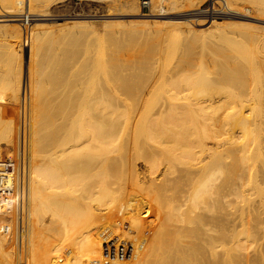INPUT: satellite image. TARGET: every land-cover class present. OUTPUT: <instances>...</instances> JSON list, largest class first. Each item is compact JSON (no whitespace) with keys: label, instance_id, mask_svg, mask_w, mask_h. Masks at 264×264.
Listing matches in <instances>:
<instances>
[{"label":"bare ground","instance_id":"obj_1","mask_svg":"<svg viewBox=\"0 0 264 264\" xmlns=\"http://www.w3.org/2000/svg\"><path fill=\"white\" fill-rule=\"evenodd\" d=\"M54 1L0 0V31L8 39L0 44L17 62L0 70L1 86L12 85L16 99L13 108L0 107V131L17 147L10 159L19 161L0 176V264H264V237L250 233L263 224L264 210L254 206L244 217L237 209L240 194L264 190L263 48L232 44L245 63L235 67L227 66L231 53L219 51L226 61L220 77L203 61L182 74L196 47L214 38L200 33L255 18L243 9L264 16V0H215L224 10L193 9L202 20L181 16L186 29L157 36L133 29L56 35L51 25L117 16L53 17ZM124 1L134 12L118 15L134 18L132 26L171 14L161 5L139 12L138 0ZM32 11L38 17L30 18ZM82 48L99 57L78 59ZM125 50L135 51L122 61ZM21 55L27 65L18 64ZM124 65L140 71L125 76ZM24 69L31 98L24 95L18 125ZM112 236L140 245L135 259L107 261L101 246Z\"/></svg>","mask_w":264,"mask_h":264},{"label":"rangeland","instance_id":"obj_2","mask_svg":"<svg viewBox=\"0 0 264 264\" xmlns=\"http://www.w3.org/2000/svg\"><path fill=\"white\" fill-rule=\"evenodd\" d=\"M149 2L150 0H138V10L139 12H145V13H153V12H157L154 11V7L155 5H161L164 8H167L168 13H171L167 18L159 20V23H149V24H143V25H131L132 23H130V20H133L134 18L132 17H128V16H122V15H118L121 13H130V12H134L131 11L130 8H128L129 4H126V2L124 0H55L51 6V14L53 15V17H64V16H77V15H82V16H92V15H97V16H102L106 13H111L117 17L115 18H102V19H96L91 25H77L75 27H60L59 25H51V30L54 34L58 35V34H62V33H87V32H93V31H97L98 33H100L101 35H107L111 32H118L119 34H121L122 31H126L127 29L131 30L133 29V31H151L154 33V35H159L160 32H163L164 34H166L168 31H171L173 28L175 27H179L182 29H186L187 25H183V24H178L180 22V20H183L182 18L179 17H183L184 15H187L188 20H197L198 17L192 15L191 13H193V9H197L199 8V11L202 12H210V10H213V8L217 11H222V8H219L217 3L215 5V7H213V2L212 0H167L161 2V0H154V3H151L150 5H143V2ZM161 3H160V2ZM164 3V6L162 5ZM160 3V4H159ZM166 4H168L166 6ZM220 5H223L221 3H218ZM171 5V7H170ZM224 5H223V10H224ZM1 11V10H0ZM198 11V10H197ZM243 13L248 14V16H253L255 18L251 19H237V18H233L231 19V21H221V23L217 26L211 29L210 32L207 33H200L199 36L202 39H209L210 37H214L212 42L207 44V45H202L199 44L196 47V60L194 61V64L190 67H186V70L183 71L182 74H186L188 72H192L194 70H196L199 66V64L202 62V64L204 63V68L207 70V72L211 73V76L214 77H220V74H218L220 68L222 67V65L224 63H226V61H224V59L222 58L223 56L221 55L222 53H220L219 51L223 50L225 52H230L232 59H229L227 62V66L229 67H235L237 65H245V63H243L240 59L238 60L237 58H235V52L233 53V46L232 44L235 43H243L247 46H251L254 48H259L262 49L264 53V16L258 14L257 12H254L251 9H243ZM35 12L32 11L30 12V18L33 17H38V16H34ZM254 19V20H253ZM202 20V18L200 17L197 21ZM58 20H53V22H57ZM48 22H52L51 20H48ZM162 22H167V23H162ZM196 22V21H195ZM31 23L34 24L36 22H31L29 21V24ZM191 24V23H189ZM241 24H247L249 27H242ZM211 25V23H208L205 28L209 27ZM121 26V27H120ZM120 27V28H119ZM121 30V32H119ZM127 30V31H129ZM124 31V33H125ZM130 32V31H129ZM6 33H4V31H0V42L5 44L4 41L8 40L6 39L5 35ZM123 34V32H122ZM122 34L120 36H122ZM217 37V38H215ZM256 39L258 42L257 43H253L252 41ZM141 41V40H139ZM138 42V41H137ZM137 42L134 43L137 45ZM3 44H0V52L3 54H6L4 56H1L2 54L0 53V70L1 68L5 69V73H6V69L12 67L14 64H17V62L11 63V61H8V57H9V53H8V48L6 45H4L2 47ZM132 45L135 47L136 49V45ZM256 44V45H255ZM165 47L166 45L163 44ZM250 47V48H251ZM233 48V50L231 49ZM26 49H28V47H26ZM133 51L135 50H128V51H124L122 53H125L127 55H122V53L120 54V59L123 60L122 61H127L129 60L131 57V54L133 53ZM97 50H91V53L89 55H86V50L84 48L80 49L78 52V59H84L86 56V60L89 56H92V58L90 57V59H92L91 61H95L94 57L98 58L99 57V53L96 55ZM166 53V52H165ZM165 53L159 55L160 57L162 55H165ZM95 55V56H93ZM167 55V54H166ZM7 56V57H6ZM122 56V57H121ZM126 56V57H125ZM158 56V58H159ZM129 59H126V58ZM164 57V56H162ZM166 58V57H165ZM94 59V60H93ZM161 59V58H160ZM9 60L10 57H9ZM89 60V58H88ZM90 61V60H89ZM90 61V62H91ZM175 61V60H174ZM258 61H259V66L262 68L263 72H264V55H258ZM9 62L11 64H7V68L6 67V63ZM23 64L27 65V59L26 57L24 58L21 55V60L18 61V64ZM5 65H2L4 64ZM93 63V62H92ZM164 64V63H163ZM162 64V67L164 66ZM198 64V65H197ZM12 65V66H11ZM15 66V65H14ZM125 66V65H124ZM123 66V67H124ZM128 67V66H127ZM132 68H130L127 70L126 66L125 69L127 70L126 72H123L124 74L129 73L130 74V70L131 73H136L139 69L133 68L135 72H132ZM3 69V70H4ZM124 68H121V71L125 70ZM162 69H165V67H163ZM175 69V64L170 63L168 70L169 71H174ZM1 70V71H3ZM8 71V69H7ZM129 71V72H128ZM140 71V70H139ZM138 71V72H139ZM122 73V74H123ZM123 74V75H124ZM125 74V76H127ZM138 74V73H136ZM173 74V73H172ZM25 75H28L27 73L25 74V69H24V74L22 73V81H21V90H20V94H19V100H18V105L16 107V113L18 115V125H19V121L21 117V107H22V112H23V101H24V95L26 100L29 102L30 98H31V90H30V85H29V81L27 80V76L25 77ZM135 75V74H133ZM2 82V81H1ZM1 82H0V87L1 86ZM7 82V81H6ZM6 84V83H5ZM9 84V83H7ZM6 84V85H7ZM3 85V83H2ZM12 85H8V90L7 87L4 85L2 87V89L4 90V94L2 93V91H0V93H2L3 95L0 94V98L3 97L4 99H0V107H4L5 106H11V108H13L12 106L16 105V99L15 102L13 101V97L12 96V91L9 90V87ZM4 87H6V89H4ZM11 89V87H10ZM5 90H7V93L5 94ZM9 91V92H8ZM11 92V94H9ZM8 94V98L5 97ZM10 95V96H9ZM6 98V99H5ZM12 99V100H10ZM3 100V102H2ZM11 101V102H9ZM8 103V105H7ZM11 103V104H10ZM15 103V104H13ZM9 106V107H10ZM20 110V111H19ZM29 110H30V106H29ZM19 112V114H18ZM1 122L4 123V118L1 119ZM2 130H4L2 128ZM0 131V139L4 138L3 140H0V156L2 158H12L16 155V150L17 147L15 148L16 150L14 151V147L12 149V145L8 142L7 143V136L4 135L3 131ZM20 131V130H19ZM2 133V134H1ZM263 134H264V127H263ZM4 135V137H3ZM264 147V144L262 145ZM257 151V148L254 146L253 147V152L255 153ZM14 152V153H13ZM11 153V154H10ZM12 155V156H11ZM256 156V155H254ZM241 197H237V209H238V214L240 216H246V212L254 207V206H259L262 207V210H264V190H250L249 192H245L243 194H240ZM49 215H47V219H48ZM1 219V216H0ZM123 222H125L128 220L127 216L123 217ZM5 223V222H4ZM127 229L123 228V232L125 234L127 233ZM152 233V232H151ZM243 233H246L245 231ZM248 233V231H247ZM250 233L259 236V237H264V222L261 226L256 227V228H251L250 229ZM132 234V233H131ZM129 234V235H131ZM141 237L143 239H146L144 236L141 235ZM15 246V245H14ZM25 255V253H23Z\"/></svg>","mask_w":264,"mask_h":264},{"label":"built area","instance_id":"obj_3","mask_svg":"<svg viewBox=\"0 0 264 264\" xmlns=\"http://www.w3.org/2000/svg\"><path fill=\"white\" fill-rule=\"evenodd\" d=\"M215 2V0H212ZM216 5V3H215ZM219 8H222L223 5L218 4ZM19 161H14L13 159H6L5 161H0V176L1 179L6 177V174L13 171L15 168V163ZM5 192V191H4ZM127 225H124V228ZM140 245L136 244L130 240H121L118 237L112 236L111 238L104 237L102 242V254L107 261L110 262H119L126 263L130 262L137 256L138 251L140 250ZM21 264H26V262H21Z\"/></svg>","mask_w":264,"mask_h":264}]
</instances>
